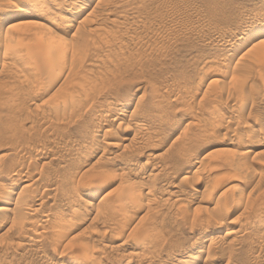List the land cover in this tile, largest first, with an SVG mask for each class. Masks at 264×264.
Wrapping results in <instances>:
<instances>
[{"label": "rangeland", "instance_id": "374dc122", "mask_svg": "<svg viewBox=\"0 0 264 264\" xmlns=\"http://www.w3.org/2000/svg\"><path fill=\"white\" fill-rule=\"evenodd\" d=\"M28 1L0 0V43L11 35L30 61L0 64V198L13 190L0 264H264V143L252 148L264 135V62L252 46L264 40V0H56L59 10L47 0L48 15L14 13ZM51 17L68 24L46 33ZM17 159L26 181L12 179Z\"/></svg>", "mask_w": 264, "mask_h": 264}, {"label": "bare ground", "instance_id": "6f19581e", "mask_svg": "<svg viewBox=\"0 0 264 264\" xmlns=\"http://www.w3.org/2000/svg\"><path fill=\"white\" fill-rule=\"evenodd\" d=\"M52 3L51 4H53L54 6H56V10H59L58 8L60 7V2H58V1H56V0H50ZM46 3H47V0H29L28 1V3H27V5H16V7H15V11H14V13H17V14H19V15H24L25 13H24V10L26 9V8H38V10L40 11V12H42V14H44V15H48V14H50L52 11H54L55 10V8L53 9L52 7H49L48 5H46ZM49 4V3H48ZM50 4V5H51ZM62 4V3H61ZM76 5L78 4V3H75ZM80 5V4H79ZM74 7H75V5H73L72 6V8L74 9ZM75 8H77V7H75ZM72 9V10H73ZM23 12V13H22ZM26 12V11H25ZM40 16L41 14L40 13H35V14H33V16L32 15H30L29 14V16H31V17H36V16ZM27 16V15H26ZM41 16H43V15H41ZM56 16V15H55ZM42 18V17H41ZM46 18V17H45ZM60 18V17H59ZM49 19V18H48ZM61 19V18H60ZM60 19H57V18H55V17H51V19L49 20V23H51L49 26H45V32L46 33H50V34H53V31H54V28H56L55 30H57V29H61L63 26H67V24L65 23H62V19L60 20ZM63 22H64V19H63ZM264 24V23H263ZM12 25L11 24H8V27H11ZM250 26V25H249ZM261 26V25H260ZM263 27H264V25H263ZM249 27H248V25H246L242 30H240L239 32H240V34H239V36H238V38L239 37H243V36H245V35H247V32H251V30H250V28L248 29ZM247 31V32H246ZM260 31V30H259ZM65 32V31H64ZM246 32V33H245ZM262 32H264V31H262ZM253 34V37L254 36H256V37H258V38H260L261 39V36H262V34L263 33H259L258 31H255L254 33H252ZM3 37H4V39H5V42H3V40H2V42L4 43V44H2V42L0 43V44H2L3 46H2V49L0 50V64L2 63V66L4 67V65H7V59H12L14 62H16V61H18V58L20 59V60H22V64H23V66L24 67H27V65H28V63L30 62V61H27L28 59H29V57H27L28 59H25L26 57L25 56H23V55H21L19 52H18V50H16L17 49V47H19V45H17L16 44V39L14 38V37H12L11 35H9V34H7V33H5V34H3ZM35 37V36H34ZM33 37V38H34ZM255 37V38H256ZM245 38H246V36H245ZM2 39V38H1ZM0 39V40H1ZM264 40H262L261 42H260V40H259V42L257 41V42H255V43H253V48H255L256 46L258 47V51H255V50H257V48H255L254 49V53H257V55L256 56H258L257 58L259 59V60H261V61H263L264 62ZM255 45V46H254ZM15 46V47H14ZM16 48V49H15ZM252 50V49H251ZM256 56H253L254 58L256 57ZM257 59V60H258ZM262 62V63H263ZM11 63V62H10ZM261 63V62H260ZM264 64V63H263ZM13 65V64H12ZM248 68V67H247ZM262 68V67H261ZM242 69H244V68H242ZM246 69V68H245ZM244 69V70H245ZM264 71V70H263ZM244 72H247V70H245ZM261 73L263 74V72L261 71ZM261 74V77L263 76ZM242 89V88H241ZM240 88H239V90H241ZM241 91H243V90H241ZM240 92V91H239ZM62 98H64V99H66L65 97H62ZM64 99H62V100H64ZM1 100V99H0ZM61 100V101H62ZM70 100V102H72V100H73V103L75 104V103H77V104H75L76 105V107H79V104H78V102H76V100L75 99H73L72 98V100H71V98L69 99ZM75 100V101H74ZM2 101H4V100H2ZM64 101H66V100H64ZM64 101H62V102H64ZM61 102V103H62ZM69 102V103H70ZM59 103H60V100H59ZM68 103V102H67ZM64 104L65 105V107L66 106H68V104ZM1 104V103H0ZM4 104H8V102L7 103H4ZM3 104V105H4ZM73 104V105H74ZM54 106L56 105V104H53ZM52 105V106H53ZM61 105V104H60ZM59 105V106H60ZM74 105V106H75ZM1 106V105H0ZM5 106V105H4ZM3 106V107H4ZM51 106V109H49V110H52V107ZM57 106H58V103H57ZM74 106H72V104H70L69 105V107H66V108H69V109H71L72 111H73V107ZM56 107V106H55ZM60 107H62V106H60ZM1 108V107H0ZM56 108H59V107H56ZM55 109V108H54ZM54 109L52 110V111H54ZM63 108H61L60 110L61 111H63L62 110ZM65 109V108H64ZM76 109V108H75ZM74 109V110H75ZM112 108H110L109 109V112H110V110H111ZM57 110V109H56ZM67 110V109H66ZM78 110V109H77ZM51 111V112H52ZM58 111V110H57ZM68 111V110H67ZM70 111V110H69ZM43 112H44V110H43ZM75 112H77L76 110H75ZM48 113L49 112H46V117H48L49 115H48ZM56 113V112H55ZM64 113H66V112H64ZM70 113V112H69ZM74 112H72V114H73ZM78 113V112H77ZM44 114V113H43ZM71 114V113H70ZM71 114V116H74V114L72 115ZM94 115V114H93ZM107 115V114H106ZM106 115H104L101 119H102V122L100 123V126L102 125V124H105V123H107L108 121H109V116H106ZM102 116V115H101ZM124 116H126V112H124V111H122V110H119V112L117 113V116L115 117V118H113V120H115L116 118H119V119H122ZM44 117V115L42 116V118ZM46 117H45V119H46ZM42 118H41V120H42ZM50 118H52V117H50ZM50 118H47L48 120L50 119ZM125 118V117H124ZM97 119V118H96ZM100 119V120H101ZM51 120H53V119H51ZM57 120V119H56ZM100 120L98 119L97 121H98V123L100 122ZM264 120V119H263ZM47 121V120H46ZM63 121L64 120H62V123H61V126L63 127H61L62 129H64L65 127H64V125H63ZM43 123H45L46 124V122H43ZM47 123H49V121H47ZM58 124H57V126L59 125V119H58V122H57ZM65 123V122H64ZM51 125H52V122H51ZM66 125V124H65ZM97 125H99V124H97ZM49 126H50V124H49ZM48 126V127H49ZM50 127H52V126H50ZM50 127H49V129H50ZM54 128L56 127V126H53ZM56 128H58V127H56ZM56 128H55V130H56ZM60 128V129H61ZM48 129V128H47ZM52 129V128H51ZM61 129V130H62ZM66 129V128H65ZM64 129V130H65ZM245 129H247V128H245ZM129 130V129H128ZM142 130H144L143 129V125H142V123H140L139 121H133L132 120V125H131V127H130V132H132V135H134V137H135V140H137V143H139V144H145L146 145V143H145V141H144V139H146L145 137H144V139H143V136H142V134H141V137L140 136H138L137 135V133L138 132H142ZM45 131V130H44ZM45 132H47V131H45ZM61 133V132H60ZM147 133V132H146ZM251 133V132H250ZM250 133H249V130H243L242 132H241V136H239L240 137V142L236 145L238 148H241L240 150L242 151V153H240V154H243L244 156H248V154H250V153H252L251 151H252V148H253V153L257 150L256 148H259V147H261L262 146V144L264 143V135H263V137H261V139H258L257 141H256V143H254V145H252V148H250L248 145H249V143H248V140H247V137L248 138H250L249 137V135H250ZM137 135V136H136ZM98 134L96 133V134H93V136H92V140L90 141V145H88V146H91L92 144H94L96 141H98L99 139H98ZM147 141V140H146ZM252 141V140H251ZM36 144V143H35ZM42 144L44 145V143H41V146H42ZM37 145H38V142H37ZM37 145H35V146H37ZM264 145V144H263ZM46 147V146H45ZM37 148V147H36ZM38 149H40V146H39V148ZM42 149V148H41ZM43 149H45V148H43ZM48 149V148H47ZM46 149V150H47ZM50 149V148H49ZM254 149H255V151H254ZM239 150H237V152H238ZM240 151V152H241ZM27 152V151H26ZM46 153V152H45ZM105 153H107L106 151H104V154ZM24 154H27V153H24ZM29 154V153H28ZM38 154H40V153H38ZM43 155H45V154H43ZM23 156V155H22ZM21 156V157H22ZM46 156V155H45ZM243 156V157H244ZM246 156V157H247ZM21 157H20V159H21ZM43 157V156H42ZM25 158V157H24ZM45 158V157H44ZM19 159V160H20ZM18 160V159H17ZM16 160V161H17ZM19 160L17 161V162H13V166H14V168H13V172H12V179H14V180H22V178H25L26 177V174H25V177H24V171H23V162L21 161V163L22 164H20V165H22L23 167H20V165L19 166H16L15 167V165L16 164H18V162H19ZM238 157H237V159H236V163L238 164ZM23 161H25V160H23ZM12 163V162H11ZM25 163V162H24ZM15 164V165H14ZM26 165V164H25ZM11 166V165H10ZM10 166H8L7 168H9ZM27 166V165H26ZM4 167V166H3ZM46 168L47 167H45L44 169L46 170ZM245 168V167H244ZM43 169V168H42ZM44 169H43V172H41V174H43L44 173ZM48 170V172H49V168H47ZM7 170V169H6ZM12 170V169H11ZM8 171H10V170H8ZM248 171V170H247ZM3 172H5V170L3 171ZM36 172V171H35ZM37 173V172H36ZM58 173H60V172H58ZM38 174V173H37ZM40 174V172H39V174H38V176L39 175H41ZM45 174H46V172H45ZM48 174V173H47ZM63 174H65V173H63ZM246 174H248V172L247 173H244V175H246ZM252 175L254 174V173H251ZM9 175H11V173L9 174ZM49 175V174H48ZM58 175V174H57ZM251 175V176H252ZM64 176V175H63ZM63 176L61 177V179L63 178ZM251 176L249 177V178H251ZM41 176H39V178H40ZM44 178L45 177H47L48 178V176H43ZM69 177V176H68ZM68 177H65V178H68ZM36 178V177H35ZM38 178V177H37ZM37 179L36 181L33 179V181H35V183L37 182V181H43L44 179H42V177L40 178V179ZM47 178H45L46 180H47ZM50 178V177H49ZM65 178L64 179H62L61 181H62V190H64V189H71V188H69L68 186H66V181H65ZM71 178V177H70ZM252 178H254V176L252 177ZM3 179V178H2ZM0 180V181H3V180ZM28 178L26 177L25 179H23L22 181H26ZM69 179V178H68ZM13 180V181H14ZM67 180V179H66ZM71 180V179H70ZM12 181V182H13ZM33 181L30 183V185L33 183ZM72 181H73V179H72ZM250 181V179H248V182ZM50 182H53V181H50ZM73 182H75V181H73ZM35 183H33L31 186H33ZM47 183H49L48 181L46 182V184ZM51 185H52V183H50ZM69 184H72V183H70L69 182ZM11 185V184H10ZM36 185V184H35ZM43 185V184H42ZM48 185V184H47ZM47 185H45V186H47ZM59 185V184H58ZM60 185V186H61ZM4 186V185H3ZM25 186V184L23 183V185L21 186V189L23 188H25L24 187ZM44 186V185H43ZM50 186V185H49ZM71 186V185H70ZM29 187V186H28ZM55 187V186H54ZM67 187V188H66ZM72 187H73V185H72ZM233 187H238V185L237 186H233ZM7 188V187H6ZM5 188V189H6ZM61 188V187H60ZM60 188H58V190L60 189ZM46 189V188H45ZM51 189H53V188H51ZM54 189H56V188H54ZM73 189H74V187H73ZM232 189H234V188H232ZM236 189V188H235ZM234 189V190H235ZM26 190H27V188H26ZM49 190V189H48ZM61 190V189H60ZM61 190V191H62ZM75 190V189H74ZM73 190V191H74ZM63 193H64V191H62ZM75 192V191H74ZM13 193V190L12 189H6V191H5V193H4V195L3 196H5V197H2V198H0V215H2L6 210H8V208H6L7 207V205L9 204V200H8V198H7V196H10V194H12ZM19 193V192H18ZM18 193H17V195H16V197H15V201H14V204H15V212H17V210H16V208L17 209H20L21 207L19 206V205H21V201H20V198L18 197L19 195H18ZM61 192H59V194H60ZM66 193H67V191H66ZM71 193H72V190H71ZM76 193V192H75ZM131 193H134L133 191L131 192ZM3 194V193H2ZM58 194V195H59ZM62 194V193H61ZM68 194H70V193H68ZM32 195V194H31ZM42 195V194H41ZM64 195V194H63ZM29 196H30V194H29ZM34 197H37V196H35V194L33 195ZM70 196H71V194H70ZM130 196V195H129ZM243 196H245V195H242V197ZM262 196L263 195H261V197L259 196L258 198H262ZM40 197V196H39ZM42 197V196H41ZM72 197V196H71ZM236 197H238L239 198V195L237 194L236 195ZM241 197V196H240ZM247 197H249V196H247ZM29 198V197H28ZM31 198H32V196H31ZM30 198V199H31ZM72 198H74V197H72ZM71 198V199H72ZM76 198V197H75ZM238 198H236L237 200H239ZM244 198V197H243ZM40 199V198H39ZM67 199V198H66ZM70 199V198H69ZM123 199V198H122ZM240 199H242V198H240ZM29 200V199H28ZM36 200H37V198H36ZM76 200V199H75ZM78 200V199H77ZM83 200V199H82ZM92 197H87L86 198V200H85V203L86 204H88V205H90L91 203H92ZM125 200H126V198H125ZM258 200V199H257ZM32 201H33V198H32ZM31 201V202H32ZM35 201V200H34ZM33 201V202H34ZM71 201V200H70ZM84 201V200H83ZM242 201V200H241ZM40 202H41V200H40ZM71 203H72V201H71ZM238 203V202H237ZM66 204H68V203H66ZM74 204V203H73ZM77 204V203H76ZM25 205H28V204H25ZM85 205V204H84ZM87 205V206H88ZM105 205H109V204H105ZM9 206V205H8ZM30 206V205H29ZM28 206V207H29ZM72 206V205H71ZM70 206V207H71ZM76 206V205H75ZM112 206H114L113 204L111 205V207ZM86 207V206H85ZM24 208H25V206H24ZM26 208H27V206H26ZM75 208V207H74ZM108 208L110 209V207L108 206ZM28 209V208H27ZM30 209H31V207H30ZM29 209V210H30ZM71 209V208H70ZM106 210H107V208H105ZM13 210V209H12ZM71 210H73V207H72V209ZM78 209H74L73 211H74V213H76V212H78L77 211ZM83 210H84V212H82V211H80V212H82L81 214L79 213V217L78 218H80V220L78 221V219H76L77 221V224L79 225V224H81L82 222H83V218H85V216H87L86 214H87V210L86 209H84L83 208ZM86 210V211H85ZM112 211L114 210V209H111ZM111 210H107L109 213H111ZM9 211V210H8ZM66 211V210H65ZM72 211V212H73ZM2 212V213H1ZM14 212V211H13ZM90 212V211H89ZM222 212V211H221ZM73 213V214H74ZM223 213H224V211H223ZM19 214V213H18ZM72 214V213H71ZM62 215H63V212H62ZM67 215V214H66ZM80 215H82V216H80ZM69 217H70V214L68 215ZM1 218H0V220L1 221H6V219H7V216L5 217V218H3L2 216H0ZM58 217V216H57ZM60 218V217H59ZM69 219V218H68ZM62 220H64V219H62ZM61 219L59 220V222L60 221H62ZM66 220V219H65ZM70 221V220H69ZM58 223V222H57ZM62 223H64L63 221H62ZM60 224L59 223V225H61V227L58 225V227H60L61 229H59V231L61 230V232H59V234H56L57 232V229H56V233H54V234H56V235H58L59 237L60 236H62L63 235V232H62V226H63V224ZM1 224V223H0ZM2 225H3V223H2ZM77 225V226H78ZM57 226V225H56ZM67 226V225H66ZM68 226H69V224H68ZM0 227H2L1 225H0ZM57 227V228H58ZM70 227V226H69ZM76 228V227H75ZM55 236V235H54ZM58 236H57V238H58ZM56 238V237H55ZM57 240V239H56ZM60 240V238H58V241ZM56 242V241H55ZM84 249V248H83ZM80 250L83 252V254L86 256V257H88V255H89V249L88 250H86V252H85V250H82V248H80ZM207 251V250H206ZM205 251V252H206ZM207 253V255H208V253H211V251H207L206 252ZM77 255V254H76ZM221 255V254H220ZM222 255H223V253H222ZM222 255H221V257H222ZM191 256H192V254H191ZM223 256H225V255H223ZM90 257V256H89ZM182 257V256H181ZM184 257V256H183ZM188 257V256H187ZM220 257V258H221ZM191 258H193V257H191ZM195 258V257H194ZM92 259H94V258H92ZM176 259V258H175ZM222 259V258H221ZM95 260V259H94ZM172 261V260H171ZM193 261L192 260H189V258L188 259H185V258H177L175 261H172L170 264H191Z\"/></svg>", "mask_w": 264, "mask_h": 264}]
</instances>
